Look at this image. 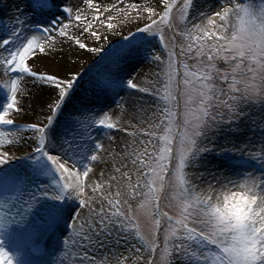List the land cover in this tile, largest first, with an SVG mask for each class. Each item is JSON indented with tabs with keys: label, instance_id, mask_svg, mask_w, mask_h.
I'll return each mask as SVG.
<instances>
[{
	"label": "snow or ice",
	"instance_id": "1",
	"mask_svg": "<svg viewBox=\"0 0 264 264\" xmlns=\"http://www.w3.org/2000/svg\"><path fill=\"white\" fill-rule=\"evenodd\" d=\"M13 8L15 23L0 18V264H264V0ZM100 52L82 91L87 73L66 64ZM142 64L155 68L138 81Z\"/></svg>",
	"mask_w": 264,
	"mask_h": 264
},
{
	"label": "bare ground",
	"instance_id": "2",
	"mask_svg": "<svg viewBox=\"0 0 264 264\" xmlns=\"http://www.w3.org/2000/svg\"><path fill=\"white\" fill-rule=\"evenodd\" d=\"M19 3V0H0V16L1 18L5 21V22H11V23H15V21L11 20V15L14 11L13 6ZM217 7H219V4L216 5ZM124 35H127V33H125ZM110 39V37H109ZM117 39H121V36H119ZM116 39V40H117ZM106 44V41L103 43H100L98 46L102 47L103 45ZM108 48V47H107ZM104 48V49H107ZM94 54H96L94 57ZM104 53L100 52V53H87V54H82V53H77L76 56L72 57V60L74 61V63L72 62H68L66 64L67 67H70L73 71H79L82 72L85 70V68L87 66H89V64L92 63V67H87L86 73L89 74L91 72L92 76L90 77V79L92 77H94L97 74V71H102L103 70V64L102 63H97V61H99L100 57L103 56ZM91 60V61H90ZM95 60V62H94ZM90 61V62H88ZM84 63H86L83 67H81ZM64 65L61 66H57L54 62H52L49 59H44L42 60V62H40L38 64V68L40 70H49V71H57L60 74H63L64 72ZM155 68L154 64H148V65H140V67L138 68V71H140V77H138V81L142 78H144L148 73H150L153 69ZM86 74V75H87ZM6 77L3 75H0V81L5 80ZM89 88V82H84V80L81 81V90H87ZM31 116L32 118H36L31 112H29L27 114V116ZM115 115V114H114ZM26 116V115H25ZM32 119H28L24 116L20 117V121H31ZM255 131V130H254ZM249 135H252V133H249Z\"/></svg>",
	"mask_w": 264,
	"mask_h": 264
},
{
	"label": "rangeland",
	"instance_id": "3",
	"mask_svg": "<svg viewBox=\"0 0 264 264\" xmlns=\"http://www.w3.org/2000/svg\"><path fill=\"white\" fill-rule=\"evenodd\" d=\"M153 3H155V1H154ZM125 33H127V30H124V33H123V34H125ZM166 35H170V33L166 31ZM119 36H121L120 33H117L115 36H110V39H109L108 41H106V44L103 45L101 48H107V47H109L111 44L114 43V41H116V39H117ZM95 55H96V54H94V55L91 56V57H94ZM90 61H91V60H90ZM90 61H88V62H90ZM85 64H86V63H84L81 67H83ZM149 78H152V77H149ZM89 81H90V80H89ZM24 117H26V118H28V119H32V120L35 119L34 117L32 118L30 115H29V116L26 115V116H24ZM254 130H255V129H254ZM121 192H122V194L125 193V192H127V188H126V186L121 188ZM125 199H127V197H125ZM128 202H129V203H132L133 205L135 204V201H134V200H129ZM145 229L147 230V226H145Z\"/></svg>",
	"mask_w": 264,
	"mask_h": 264
}]
</instances>
